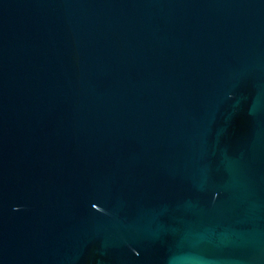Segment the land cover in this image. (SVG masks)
Listing matches in <instances>:
<instances>
[{"label":"water","instance_id":"water-1","mask_svg":"<svg viewBox=\"0 0 264 264\" xmlns=\"http://www.w3.org/2000/svg\"><path fill=\"white\" fill-rule=\"evenodd\" d=\"M0 264H264V0H0Z\"/></svg>","mask_w":264,"mask_h":264}]
</instances>
